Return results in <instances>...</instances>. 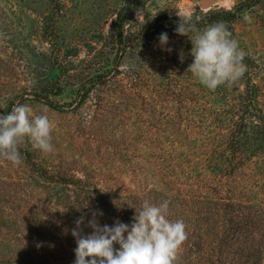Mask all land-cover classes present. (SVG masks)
Here are the masks:
<instances>
[{
    "label": "rangeland",
    "instance_id": "1",
    "mask_svg": "<svg viewBox=\"0 0 264 264\" xmlns=\"http://www.w3.org/2000/svg\"><path fill=\"white\" fill-rule=\"evenodd\" d=\"M178 10L191 12L199 30L225 22L217 11H235L233 37L247 53L243 62L250 74L215 91L201 85L187 71L192 44L175 31ZM245 13L251 23L243 20ZM118 15L121 26L116 24ZM161 33L168 35L166 46L159 43ZM141 63L140 78L147 84L133 87ZM103 64L116 66L115 81L87 91ZM251 90L253 99L244 104ZM17 104L49 117L53 151L43 154L25 140L19 146V166L0 159V264H10L18 242H33V250L41 249L36 241L69 244L70 231L81 217L80 227L93 231L87 223L93 214H101V202L94 195L73 203L72 185L55 181L60 173L88 178L99 185L95 189L108 187L117 195L123 188H139L135 179L142 175L140 184L166 187L176 195L171 202L164 199L169 212L180 218L188 213L192 219L191 209L213 208L205 197L203 203L196 202V194L210 193L219 187L217 179L225 177L226 188L241 189L239 197L255 216L241 225L246 229L242 238L260 240L249 254L241 242L221 243L220 256L231 264L244 253L250 255L249 264H264V152L251 150L254 142L264 144V128L247 140L251 147L242 154L244 164L234 171L217 176L209 162L229 143L225 135L218 138L224 131L228 135L239 115L251 109L264 115V0H0V115ZM40 165L48 177L40 175ZM58 251L53 249L51 263L60 258ZM206 251L216 255L217 248Z\"/></svg>",
    "mask_w": 264,
    "mask_h": 264
},
{
    "label": "trees",
    "instance_id": "2",
    "mask_svg": "<svg viewBox=\"0 0 264 264\" xmlns=\"http://www.w3.org/2000/svg\"><path fill=\"white\" fill-rule=\"evenodd\" d=\"M216 14L223 17L222 19L225 20V22L224 21L223 22L228 25L229 30L233 34V25L230 21L236 17V12L232 10H221V11H217ZM116 22H117L116 23L117 26H121V24L123 23V19L121 18V15L117 16ZM117 33L118 30L116 31V33L112 32L110 34L111 39L114 38V36L117 37ZM119 39L121 40V38ZM143 69H144V64L143 63L139 64L135 72V76L133 77V82H132L133 87L142 84L144 87H146L147 84L146 78H144V76L140 78V74L142 75ZM116 71H117L116 66L112 67V66H108V64L105 65L103 64L99 66L96 69V73L93 74L92 77L90 78L89 80L90 84L89 86H87L86 90L98 91V89L101 88V86L109 87L110 85L113 84V81H115ZM245 74L246 75L250 74V69L248 66ZM248 79L250 81L249 76ZM120 83L121 85L127 87V85H124L123 82ZM252 85H254V83H252ZM44 87L50 89L53 87V85L44 86ZM60 89H61L60 86L56 87L55 88L56 92L54 94H58ZM254 93L255 90H251L250 96H248L247 99L245 97L246 101L244 102V104H246L248 100L253 99ZM82 95L84 96V94ZM82 99L83 98H80L77 101V103ZM244 106L248 107V105H244ZM249 108L251 109L250 106ZM245 111H247V114L239 115L238 117L239 119L236 122V124L233 122V126H234L233 128L232 126L231 128L228 127L229 129L228 135L224 131L218 138V140H220V137L225 135L228 141L230 139L229 143L225 144L224 146H220L218 153L215 152L214 155L209 158V162L217 170V176H221L223 174L226 175L228 170L234 171L239 166H242L244 164L242 154L246 153L248 151L246 149H250L251 147L249 145L246 146L247 140L249 142V139H251L254 133L257 134L255 136L257 138L259 132L263 131L264 115L260 113V110L251 109ZM242 137L245 138L243 139ZM254 143H255L254 146H252L251 148L252 151L264 152V144L261 143V141H257ZM43 167L44 166L41 165L38 166L40 175L48 177L47 171H45ZM83 179L84 178L82 177H75L73 175H68L67 173L65 174L60 173L57 175L55 181L65 185L66 187L67 185H72L71 191L73 193L72 194V197L74 199L73 203H75L76 200H80L79 197L92 198V196L95 195V197L101 202V206H100L101 214L100 215L98 214V216H96V219L98 220L101 226L105 224H107L108 226H113L117 220L130 225L133 222L132 218L135 214V209L137 210L140 209L144 200H148L153 204L159 205L164 201V199H167L171 202L176 198V195L171 196L169 194V189L166 187L149 188L145 184L144 185L140 184L139 181L145 180L144 178H142V175H140L135 179L137 180L136 182L139 188L137 189L123 188L121 189V191L123 192L118 195L116 191L108 187L95 189L94 186L98 185L96 182H93L88 178H86L85 180ZM222 179L220 178L217 179V181L219 182L218 183L219 187L214 186V189L210 193L207 192V194H203V193L200 194L198 192L196 194V202H198L199 204L203 203L204 201L202 197L203 198L205 197L207 200L206 202L212 201V206L214 210L213 208H208L207 206L204 207L201 206L199 211L194 209L191 210L189 209L190 210L189 213H193V219L190 217V214L188 213H184L182 215V218H180L176 216V214H173L168 211V218L170 220L173 221L178 219L183 220V222L186 225L187 240L183 243V245L179 250L176 264H224L226 260L222 256H220L221 249L219 250L220 248L219 244L222 243L225 245L227 242H229V240L238 243V245L241 242L240 245L241 248L245 249L248 254L251 251H253L252 249L258 247L259 242L257 240L259 238L256 240V242H252V241L248 242L247 241L248 238L245 237L242 238L243 232L246 230L242 228L243 224L245 225L248 222H251V220L255 218V216L253 215V212H250V210L248 209L247 207L248 205L246 201H244L242 198L239 197L238 193L241 192V189L236 188L237 190H233V189L229 190V188H226L224 184V182L227 181V179H225V177ZM74 189L77 191L76 194L73 191ZM64 205H69V204H64ZM72 208L74 209V207ZM114 219L116 221H114ZM200 225H203L204 227H200ZM81 228L83 229V234L91 233V232H86L83 227ZM54 229L62 232L59 226H55ZM69 235L70 237H72L71 238L72 241L69 242V244H65L64 242L61 241L54 242L53 244L48 243L47 240H45L47 243H44V240L39 242L36 241L35 244L41 246L40 250H37V248H35V250L32 249V246L34 244L33 242H29L26 244L18 242V244H16L15 246L17 251L15 256H10L12 258L14 257L13 258L14 260L12 258L11 260H9L10 264H55L54 262L53 263L50 262L51 259L53 260L52 258L53 249L55 251L59 250L58 252L61 251L60 258L54 259L56 260V264H74V260H75L74 249L77 247L76 238L72 235L71 231ZM54 236L55 238L60 239V236H58L57 234ZM212 236H218V238H213ZM215 240L217 242H215L214 244L210 243V242H214ZM229 243L232 242L230 241ZM51 245H53L54 247L53 246L51 247ZM19 246L25 247L26 250L25 251L18 250ZM114 247L116 248V244L114 245ZM211 247L217 248L216 255H214L212 251H206V249L209 250ZM243 254L240 253L236 257H233L231 259V264H249V260L247 257H250V255L244 256ZM258 263L259 262H255V260H253L251 264H258Z\"/></svg>",
    "mask_w": 264,
    "mask_h": 264
},
{
    "label": "clouds",
    "instance_id": "3",
    "mask_svg": "<svg viewBox=\"0 0 264 264\" xmlns=\"http://www.w3.org/2000/svg\"><path fill=\"white\" fill-rule=\"evenodd\" d=\"M177 15L176 33L188 36L192 44L193 60L187 71L201 85L215 91L245 74L247 66L243 61L247 53L239 47L227 24L216 22L199 30L191 12L178 10ZM243 20L252 22L247 13ZM158 40L161 46H166L167 33H161ZM180 60H184L183 53ZM52 131L53 124L47 115H33L32 108L25 104L13 106L10 112L0 115V159L19 166L22 162L19 146L25 140L34 150L51 153ZM168 209L167 200L159 205L144 200L140 209H135L130 225L117 220L113 226H101L93 214L87 223L93 229L90 234H83L80 226L84 217H81L72 229L77 244L74 264H176L179 250L187 240L186 225L183 220H170Z\"/></svg>",
    "mask_w": 264,
    "mask_h": 264
},
{
    "label": "water",
    "instance_id": "4",
    "mask_svg": "<svg viewBox=\"0 0 264 264\" xmlns=\"http://www.w3.org/2000/svg\"><path fill=\"white\" fill-rule=\"evenodd\" d=\"M207 2H209V0H201L202 4H207Z\"/></svg>",
    "mask_w": 264,
    "mask_h": 264
}]
</instances>
